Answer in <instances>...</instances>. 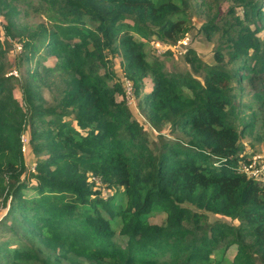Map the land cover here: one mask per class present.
Listing matches in <instances>:
<instances>
[{
  "label": "trees",
  "instance_id": "16d2710c",
  "mask_svg": "<svg viewBox=\"0 0 264 264\" xmlns=\"http://www.w3.org/2000/svg\"><path fill=\"white\" fill-rule=\"evenodd\" d=\"M21 6L45 21L21 29ZM245 7L256 29L232 34L216 65L185 53L197 77L159 60L186 32L189 0H0V264H264V181L241 168L255 121L235 93L248 87L264 112V11ZM217 30L225 39L214 18L203 26L208 39Z\"/></svg>",
  "mask_w": 264,
  "mask_h": 264
},
{
  "label": "rangeland",
  "instance_id": "374dc122",
  "mask_svg": "<svg viewBox=\"0 0 264 264\" xmlns=\"http://www.w3.org/2000/svg\"><path fill=\"white\" fill-rule=\"evenodd\" d=\"M191 2V8L188 11V22H187V30L181 36L182 38L177 43H169L171 45L172 53L170 55L165 56H156L155 49L153 47V43L157 42V40L153 41L151 44H148V54L149 60L152 61L156 57H159V60L163 62L165 68L169 72H188L197 77L201 76L190 66V64L186 61L185 53L192 49L197 52L198 56L202 61H204L208 65H216L215 61V52L221 46L224 47L226 45V41L234 34L236 31L240 30L242 27H250L252 30L256 29L255 24H251L249 20L245 19V5L249 0H228L222 2L221 4H216L215 0H189ZM257 5H260V8L264 11V0H252ZM34 5H38L35 2ZM21 10L19 16L16 17L15 21L17 26L21 29L24 26L35 27L39 23L45 21V17L43 14L35 13L31 9H25L24 6L19 8ZM233 10V12H232ZM215 19V24L221 26L225 29V39L222 38V34L224 33L222 30H217L210 39H208L207 35L203 31V26L208 23L211 19ZM2 26H0V32L2 36L6 38L4 34L3 27L7 25L5 17L1 15ZM261 24V22H259ZM264 23V20L263 22ZM258 37L264 42V29H262L258 33ZM188 39L186 44H183V41ZM19 44V43H18ZM20 45V44H19ZM15 46V45H14ZM153 47V48H152ZM7 54L6 57L9 59L10 63H14V52L12 44L7 46ZM15 50V48H14ZM155 52V53H154ZM114 64L119 68L120 58H113ZM56 63V59L54 57H49L46 61L47 65L53 66ZM12 71V70H11ZM14 71H12L13 73ZM118 73L121 74L120 69ZM20 77H25L24 69L19 70ZM10 75V74H9ZM153 84L150 79L145 80V90L147 92L150 91ZM237 96V105L241 111V119L246 122H254L255 127L252 132H247L243 137L242 142L245 145L250 159L254 157H261V161H264V112L260 109V104L257 99L254 97L253 92L249 90L248 87L244 88L243 91L236 90ZM15 94L18 99H21V89L20 86L16 85ZM45 97H49V93H45ZM122 97H118V101H122ZM131 111L134 113L136 119H139L144 126V129L150 138L151 141H157V137L160 135L158 131H156L148 122V120L142 115L138 103L134 97L130 99H126ZM256 119V120H255ZM240 130H242V125H240ZM168 127L163 129L164 133H168ZM23 152L26 157L27 166L29 171L34 169V164L36 162L37 155L33 150V145L30 144V136L24 134L23 135ZM28 192V191H27ZM8 207L0 206V220L6 215ZM210 220L214 222L217 218L212 214H209ZM160 217H157L158 219ZM162 220L158 219V223H161Z\"/></svg>",
  "mask_w": 264,
  "mask_h": 264
},
{
  "label": "built area",
  "instance_id": "2783aa9c",
  "mask_svg": "<svg viewBox=\"0 0 264 264\" xmlns=\"http://www.w3.org/2000/svg\"><path fill=\"white\" fill-rule=\"evenodd\" d=\"M2 23V19L0 16V24ZM188 39L183 41V44H186ZM16 53H20L22 51V46L19 44H15L14 46ZM155 48L157 49L158 54L164 53V46L160 43L155 44ZM13 75H18L16 71L12 73ZM125 91H126V99L133 98V87L130 81L125 80ZM24 142V138H22ZM242 171L246 173L249 177L253 179H261L264 181V161H261V157L257 156L250 159L249 163H245L242 165Z\"/></svg>",
  "mask_w": 264,
  "mask_h": 264
}]
</instances>
